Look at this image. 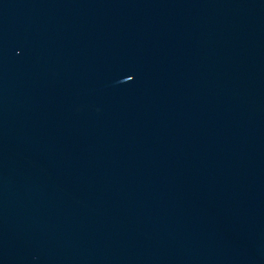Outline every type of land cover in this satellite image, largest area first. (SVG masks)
<instances>
[{"label": "water", "instance_id": "obj_1", "mask_svg": "<svg viewBox=\"0 0 264 264\" xmlns=\"http://www.w3.org/2000/svg\"><path fill=\"white\" fill-rule=\"evenodd\" d=\"M0 264H264V0H0Z\"/></svg>", "mask_w": 264, "mask_h": 264}]
</instances>
